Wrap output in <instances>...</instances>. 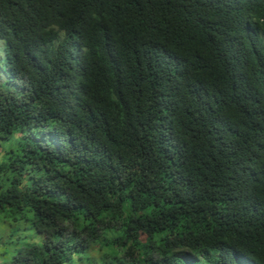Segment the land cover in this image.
I'll return each instance as SVG.
<instances>
[{
    "label": "trees",
    "instance_id": "obj_1",
    "mask_svg": "<svg viewBox=\"0 0 264 264\" xmlns=\"http://www.w3.org/2000/svg\"><path fill=\"white\" fill-rule=\"evenodd\" d=\"M0 40V264H264V0H0Z\"/></svg>",
    "mask_w": 264,
    "mask_h": 264
},
{
    "label": "clouds",
    "instance_id": "obj_2",
    "mask_svg": "<svg viewBox=\"0 0 264 264\" xmlns=\"http://www.w3.org/2000/svg\"><path fill=\"white\" fill-rule=\"evenodd\" d=\"M210 258H217V260L222 261L226 264H260L256 259L250 256L248 253H241L234 255L233 253L225 252L219 247L217 250L209 253ZM184 264H210L203 257H195L190 253H181L178 257Z\"/></svg>",
    "mask_w": 264,
    "mask_h": 264
},
{
    "label": "rangeland",
    "instance_id": "obj_3",
    "mask_svg": "<svg viewBox=\"0 0 264 264\" xmlns=\"http://www.w3.org/2000/svg\"><path fill=\"white\" fill-rule=\"evenodd\" d=\"M2 49H3V42L0 40V83L4 84L7 81V78H6L7 74L5 73L4 70L2 71V68H4Z\"/></svg>",
    "mask_w": 264,
    "mask_h": 264
}]
</instances>
